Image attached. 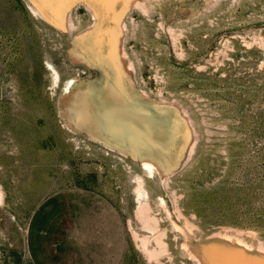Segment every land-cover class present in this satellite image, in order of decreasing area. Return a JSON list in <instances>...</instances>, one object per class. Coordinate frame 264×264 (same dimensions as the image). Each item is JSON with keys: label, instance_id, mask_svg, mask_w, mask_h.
<instances>
[{"label": "rangeland", "instance_id": "rangeland-1", "mask_svg": "<svg viewBox=\"0 0 264 264\" xmlns=\"http://www.w3.org/2000/svg\"><path fill=\"white\" fill-rule=\"evenodd\" d=\"M146 3L126 18L134 92L159 118L173 103L192 126L182 157L181 140L169 148L165 176H145L137 157L77 129L60 103L69 77L99 87L108 76L68 54L95 25L86 6L76 2L62 29L31 0H0V264H155L133 233L148 234L136 217L138 174L166 234L162 263L195 264L187 220L198 239L241 230L264 244V0Z\"/></svg>", "mask_w": 264, "mask_h": 264}, {"label": "bare ground", "instance_id": "bare-ground-1", "mask_svg": "<svg viewBox=\"0 0 264 264\" xmlns=\"http://www.w3.org/2000/svg\"><path fill=\"white\" fill-rule=\"evenodd\" d=\"M76 2L84 4L91 12L95 25L75 35L69 57L88 62L89 65L96 61L108 76L99 87L88 79H67L60 103L68 119L77 129H86L92 138L102 140L116 151L121 150L137 157L145 176L157 173L165 176L171 171L167 155L168 150H171L169 148L181 140L178 156L182 157L192 141V126L172 102H165L161 106L166 110L169 120L159 118L147 108L146 103L137 99V93L134 92V68L129 64L124 44L126 18L136 8L145 11L146 0H31V8L47 21L67 29L71 26L70 13ZM93 28L97 29L95 36L92 35ZM50 67L53 80L60 83V70L51 64ZM108 67L113 73L111 76ZM142 93L146 94L144 91ZM106 134L113 136L119 143L111 142ZM125 140H130L139 148L123 146L121 142ZM135 179L138 204L136 217L148 234H138L132 230L134 237L146 258L154 260L155 264H164L161 257L168 251L166 234L152 213L146 179L139 174ZM3 200L4 194L0 188V202ZM160 202L164 206L165 199L161 197ZM181 231L183 247L195 264H264V244L261 241L254 244L245 236L253 235L251 231L223 230L198 239L188 220Z\"/></svg>", "mask_w": 264, "mask_h": 264}]
</instances>
